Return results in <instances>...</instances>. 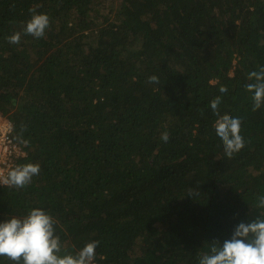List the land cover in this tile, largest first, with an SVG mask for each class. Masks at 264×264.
<instances>
[{"label": "trees", "instance_id": "1", "mask_svg": "<svg viewBox=\"0 0 264 264\" xmlns=\"http://www.w3.org/2000/svg\"><path fill=\"white\" fill-rule=\"evenodd\" d=\"M30 8L50 18L43 38L23 34ZM261 66L264 0H0V116L26 153L17 166L40 165L0 186V222L41 208L61 255L96 240L92 264H199L264 218V106L245 88ZM217 97L241 120L232 158Z\"/></svg>", "mask_w": 264, "mask_h": 264}, {"label": "clouds", "instance_id": "2", "mask_svg": "<svg viewBox=\"0 0 264 264\" xmlns=\"http://www.w3.org/2000/svg\"><path fill=\"white\" fill-rule=\"evenodd\" d=\"M32 13L26 22L23 34L40 39L50 26L47 14H37L35 8H30ZM10 44H19L21 33L16 32L9 36ZM249 80L245 88L252 93L253 111L264 106V66L259 71L248 74ZM149 83H159L156 75L148 77ZM222 93L227 92L226 87H221ZM219 97L210 102V107L217 119L214 122L216 135L223 144L224 153L228 158L240 152L244 146L241 133V120L229 114L221 115ZM165 143L169 140L167 131L161 134ZM27 144V141H24ZM40 165L28 163L17 166L0 176V184L23 188L30 184L32 178L39 175ZM195 193L190 189L189 194ZM257 207L264 209V195L257 197ZM55 219L41 208H33L22 217H12L0 222V257L15 262V264H92L96 258V248L99 241L87 243L75 255H61L62 247L60 238L55 234ZM199 264H264V218L257 217L251 222H240L234 229L231 238L220 244L213 241L210 250L199 258Z\"/></svg>", "mask_w": 264, "mask_h": 264}, {"label": "built area", "instance_id": "3", "mask_svg": "<svg viewBox=\"0 0 264 264\" xmlns=\"http://www.w3.org/2000/svg\"><path fill=\"white\" fill-rule=\"evenodd\" d=\"M13 125L0 116V176L17 167L18 160L26 156L25 151L13 139ZM0 186H5L0 184Z\"/></svg>", "mask_w": 264, "mask_h": 264}, {"label": "rangeland", "instance_id": "4", "mask_svg": "<svg viewBox=\"0 0 264 264\" xmlns=\"http://www.w3.org/2000/svg\"><path fill=\"white\" fill-rule=\"evenodd\" d=\"M106 2H107V0H106Z\"/></svg>", "mask_w": 264, "mask_h": 264}]
</instances>
